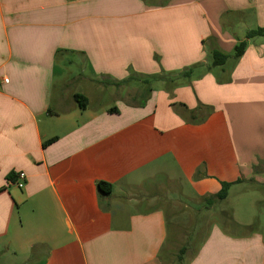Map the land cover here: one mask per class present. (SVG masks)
Returning <instances> with one entry per match:
<instances>
[{
    "label": "crops",
    "instance_id": "obj_1",
    "mask_svg": "<svg viewBox=\"0 0 264 264\" xmlns=\"http://www.w3.org/2000/svg\"><path fill=\"white\" fill-rule=\"evenodd\" d=\"M253 22L264 0H0V264H164L170 205L263 181L264 36L209 58ZM187 264H264V234L214 225Z\"/></svg>",
    "mask_w": 264,
    "mask_h": 264
},
{
    "label": "rangeland",
    "instance_id": "obj_2",
    "mask_svg": "<svg viewBox=\"0 0 264 264\" xmlns=\"http://www.w3.org/2000/svg\"><path fill=\"white\" fill-rule=\"evenodd\" d=\"M255 23L252 24L253 29L258 28ZM209 58L213 60L212 55ZM233 60L236 58H229L224 65L229 68L235 62ZM210 67L215 66L211 63ZM75 70L76 73H81L82 69ZM99 88H102L101 85ZM93 94L95 100L105 104L113 101L110 95H102L96 90H93ZM185 202L187 205L174 202L168 207L169 213L173 215L169 218L170 237L163 254L164 264H187L214 225L237 236H244L252 231L264 234V179L261 182L243 180L242 183H233L227 198L217 201L213 206H207L204 200ZM5 251L2 249L0 252L6 253Z\"/></svg>",
    "mask_w": 264,
    "mask_h": 264
},
{
    "label": "trees",
    "instance_id": "obj_3",
    "mask_svg": "<svg viewBox=\"0 0 264 264\" xmlns=\"http://www.w3.org/2000/svg\"><path fill=\"white\" fill-rule=\"evenodd\" d=\"M258 36H264V27H258L256 29L249 30L247 32V34H246L245 39L244 40H241L236 45L235 51H234L233 54H228V53L222 52L220 50H213L212 53H211L212 59H213L212 60L213 66H222L231 57H234V58L238 59L245 52V49L247 47V40L248 39H251V38H254V37H258ZM60 53L61 52L57 53V58L60 55ZM194 67L195 66H191V67L185 69L184 71H182L179 74V77H181L182 79H184L183 81H185L186 79H190L191 76H192V72H193L192 69ZM134 80H140V81L143 82V84H145L147 86L149 84H151V81H152V79H146V80H144L140 76H130L126 80H122V81H119V82H112V83H109V84H113V85H116V86H122L123 84L129 83L130 81H134ZM74 99H75V101L78 102V104H79V106L81 108H85L88 105V98L84 94L75 93L74 94ZM49 111L51 112L52 110H49ZM109 111H111V112H117V108L116 107H112V108L109 109ZM52 140L53 139L45 142V145L47 143L51 142ZM232 184L233 183H231V182H223L222 183V187H221V189H220L219 192H217L216 194L207 196L204 199V201L207 204V206H213L217 201L226 199L227 196H228V194H229V191H230V188H231V185ZM98 188H99V191H101L103 193H106V194H110L112 192L113 186H112V184H110L108 182L99 181L98 182ZM37 248H38V245H36V246L33 247V252H32L33 255H34L35 251L37 250Z\"/></svg>",
    "mask_w": 264,
    "mask_h": 264
},
{
    "label": "built area",
    "instance_id": "obj_4",
    "mask_svg": "<svg viewBox=\"0 0 264 264\" xmlns=\"http://www.w3.org/2000/svg\"><path fill=\"white\" fill-rule=\"evenodd\" d=\"M5 82H8V79L5 78L4 79ZM26 173L21 171L17 174V179H16V183L18 185L19 188H22L24 186L25 183V179H26Z\"/></svg>",
    "mask_w": 264,
    "mask_h": 264
}]
</instances>
